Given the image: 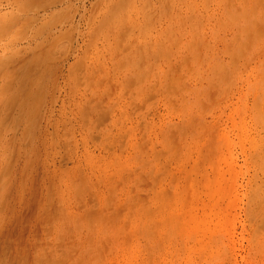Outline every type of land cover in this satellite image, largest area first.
<instances>
[{"label": "rangeland", "instance_id": "374dc122", "mask_svg": "<svg viewBox=\"0 0 264 264\" xmlns=\"http://www.w3.org/2000/svg\"><path fill=\"white\" fill-rule=\"evenodd\" d=\"M0 264H264V0H0Z\"/></svg>", "mask_w": 264, "mask_h": 264}, {"label": "bare ground", "instance_id": "6f19581e", "mask_svg": "<svg viewBox=\"0 0 264 264\" xmlns=\"http://www.w3.org/2000/svg\"><path fill=\"white\" fill-rule=\"evenodd\" d=\"M99 114V113H98Z\"/></svg>", "mask_w": 264, "mask_h": 264}]
</instances>
